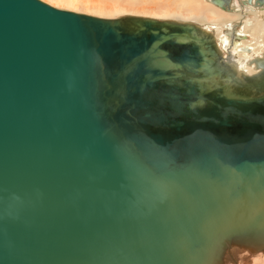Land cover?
Masks as SVG:
<instances>
[{"label": "water", "instance_id": "water-1", "mask_svg": "<svg viewBox=\"0 0 264 264\" xmlns=\"http://www.w3.org/2000/svg\"><path fill=\"white\" fill-rule=\"evenodd\" d=\"M255 65L238 73L194 23L0 0V264L264 251Z\"/></svg>", "mask_w": 264, "mask_h": 264}, {"label": "bare ground", "instance_id": "bare-ground-1", "mask_svg": "<svg viewBox=\"0 0 264 264\" xmlns=\"http://www.w3.org/2000/svg\"><path fill=\"white\" fill-rule=\"evenodd\" d=\"M60 1L72 7L78 6L79 4V0ZM218 7L220 6H215L212 0H180L177 5L171 9V11L167 10L165 12V15L177 17L180 20L169 18L162 20H171L183 23L192 22L200 25L203 29L215 35L224 57H226V59H228L230 63L235 66L238 73L245 75H254L258 73L255 60L264 57V30H262L264 22L260 21L255 24L252 19H249L247 23L240 25L235 30L233 24L241 20L242 14H240V11L242 10H238V12L236 11L239 14H235L236 12H233L231 9L227 10L222 7H220V9ZM251 7L254 8V6ZM109 8L105 9L103 7H99L98 10L102 12L100 14H103V12L105 14L107 11H117V9L109 10ZM233 30L235 31L233 32ZM235 32L238 36V46L233 47L229 40ZM259 33L261 34L259 35ZM253 42L255 43L254 46ZM226 264H264V251L254 252L247 249H234L227 258Z\"/></svg>", "mask_w": 264, "mask_h": 264}, {"label": "rangeland", "instance_id": "rangeland-1", "mask_svg": "<svg viewBox=\"0 0 264 264\" xmlns=\"http://www.w3.org/2000/svg\"><path fill=\"white\" fill-rule=\"evenodd\" d=\"M41 1L53 6L55 8H58V9L88 14V15H92V16H96V17H102V18H119V17H122L124 15L125 16L126 15H131V16L133 15V16H137V17H146V18H158V19L161 18V20L165 19V18L166 19L169 18V19L180 20L177 17H170V16L165 15V12L167 10L171 11V9L174 6H176L180 0H79L78 6H75V7L69 6L66 3H62V1H60V0H57V1L56 0H41ZM239 1H241V0H239ZM215 6H216V4H215ZM99 7H103L105 9L110 7L109 10L110 9H117V11H113V12L107 11V12H105V14H104V12H103V14H100L102 12H100L98 10ZM255 7L256 6H254V8L250 7L251 9L245 7V9H243V10L237 8L239 10H242V11H240V14H242V15H241V20L237 21V22H235V24H233L234 25L233 27L235 28V30L240 25H242V24L244 25L245 23H247V21L249 19H252L253 23H255V24H257L260 21L264 22V10H263L264 7H257V8H255ZM218 8H220V7H218ZM261 8H262V10H261ZM233 12H236V11H233ZM237 12L235 14H239ZM187 23H192V22H187ZM194 24H196V23H194ZM251 25H252V23H251ZM235 30H233V32ZM262 30H264V26L262 27ZM215 33H216V31H215ZM260 34L261 33H259V35ZM230 38L231 39L229 40V42L232 44V46L233 47L238 46V44H237L238 36H237L236 32ZM254 44L255 43L253 42V46H254Z\"/></svg>", "mask_w": 264, "mask_h": 264}, {"label": "flooded vegetation", "instance_id": "flooded-vegetation-1", "mask_svg": "<svg viewBox=\"0 0 264 264\" xmlns=\"http://www.w3.org/2000/svg\"><path fill=\"white\" fill-rule=\"evenodd\" d=\"M256 0H253L252 3H249L248 0H245V1H239V0H233L230 4V6H227V8H223V9H231L233 11H238L239 9H245V7H251V6H256V7H264V5H259V4H256L255 2ZM238 2V3H237ZM232 5V6H231ZM243 6V7H242ZM239 8V9H237Z\"/></svg>", "mask_w": 264, "mask_h": 264}]
</instances>
